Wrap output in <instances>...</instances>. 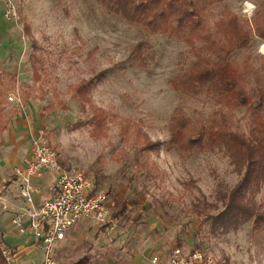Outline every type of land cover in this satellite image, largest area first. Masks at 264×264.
<instances>
[{
    "label": "rangeland",
    "instance_id": "obj_1",
    "mask_svg": "<svg viewBox=\"0 0 264 264\" xmlns=\"http://www.w3.org/2000/svg\"><path fill=\"white\" fill-rule=\"evenodd\" d=\"M9 4L14 15L8 17ZM257 9L255 0H220L208 18L215 22L230 10L248 25ZM140 40L151 46L146 68L128 60ZM246 55L258 66L264 40L253 38L249 49L234 50L231 58L241 62ZM192 60L182 42L150 36L107 14L97 0H0L6 121L0 144L9 146L8 123L14 117L27 127L30 141L41 131L62 168L91 180L110 212L104 229L84 223L78 236L68 238L78 240L67 243L65 264L83 253L95 264H107L98 253L110 256V264H149L150 255L165 261L173 248L184 255L199 251L218 264H264V222L253 228L249 221L227 232L214 228L223 197L240 178L224 152L180 154L165 148L174 113L205 122L219 110L202 95L183 97L170 88L169 81ZM79 83H90L84 101L74 92ZM9 95L20 102H7ZM96 111H101L98 121ZM232 124L248 136L243 108ZM155 144L159 147L151 150ZM253 200L263 213L264 188Z\"/></svg>",
    "mask_w": 264,
    "mask_h": 264
},
{
    "label": "trees",
    "instance_id": "obj_2",
    "mask_svg": "<svg viewBox=\"0 0 264 264\" xmlns=\"http://www.w3.org/2000/svg\"><path fill=\"white\" fill-rule=\"evenodd\" d=\"M219 1L97 0V3L107 14L144 29L150 36L166 37L187 46L193 60L169 81L170 88L183 97L202 95L219 110L212 112L205 122L174 113L169 119L165 148L170 151L175 147L180 154L214 149L224 152L240 175L227 197H223L226 198L223 208L213 219L214 228L227 232L249 221L253 222V228L264 222V212H259L253 200V195L264 188V59L256 66L250 55L241 62L231 58L234 50L249 49L253 38L264 40V0H255L258 9L248 25L230 10L211 23L208 15ZM150 50L147 41H138L131 48L130 65L146 68ZM35 72L34 69L37 80ZM89 88L90 83H79L74 92L84 101ZM1 105L0 92V132L6 126ZM240 108L249 116L248 136L233 129L232 119ZM96 112L98 121L101 111ZM158 147L151 145V150ZM0 264H5L1 250Z\"/></svg>",
    "mask_w": 264,
    "mask_h": 264
},
{
    "label": "built area",
    "instance_id": "obj_3",
    "mask_svg": "<svg viewBox=\"0 0 264 264\" xmlns=\"http://www.w3.org/2000/svg\"><path fill=\"white\" fill-rule=\"evenodd\" d=\"M7 9L6 15L13 16V5ZM11 13V14H10ZM7 102L18 104L16 95H9ZM18 192L26 207L12 219V224L20 226L22 218L29 220V229L34 240V246L42 251V259L35 264H56L53 253L57 243L64 240L66 233L80 220H91L98 225L111 222L106 196L94 191L92 181L81 173H72L62 168L57 152L50 146L41 131H37L30 141V154L21 169L15 170ZM55 175L51 196L34 205L35 187L32 180L43 174ZM0 200L1 197H0ZM3 208L6 205L3 204ZM1 255L5 264H15L13 251L0 242ZM151 264H218L211 256L199 251L182 254L174 249L162 263L154 256Z\"/></svg>",
    "mask_w": 264,
    "mask_h": 264
},
{
    "label": "crops",
    "instance_id": "obj_4",
    "mask_svg": "<svg viewBox=\"0 0 264 264\" xmlns=\"http://www.w3.org/2000/svg\"><path fill=\"white\" fill-rule=\"evenodd\" d=\"M9 125L10 143L6 147L2 141L0 144V230L2 234V243L10 248L14 253L15 264H35L41 261L42 251L34 246V240L29 229V220L27 217L22 218L20 226L12 224V219L22 213L26 205L20 198L18 192V182L16 181L15 170L24 167L25 162L30 154L29 133L27 127L19 126L18 117ZM7 125V126H8ZM18 125V126H16ZM19 140V141H16ZM55 175L52 173L43 174L40 177H35L32 183L35 187L33 194L34 205L39 206L43 200L51 196L50 188L53 186ZM3 204L6 208H3ZM84 223H95L91 220H80L73 228H71L65 235L63 241L56 244L53 257L56 264H65V258L68 256L69 241L78 239L75 238L82 232ZM97 224V223H96ZM102 228V227H101ZM176 248H173L174 250ZM170 251V253L172 252ZM169 253V255H170ZM153 253L150 255L149 264L154 256H157L163 263L164 260L160 255ZM102 257V261L107 264L111 263L110 256L98 253ZM169 257V256H168ZM91 256L83 253L78 256L75 261L70 264H95L91 262ZM114 259V257H112ZM115 260V259H114Z\"/></svg>",
    "mask_w": 264,
    "mask_h": 264
}]
</instances>
